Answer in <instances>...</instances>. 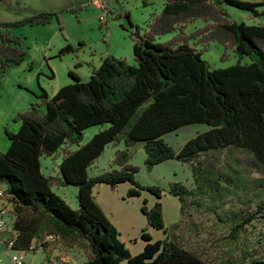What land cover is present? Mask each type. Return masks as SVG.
Masks as SVG:
<instances>
[{
    "label": "trees",
    "instance_id": "trees-1",
    "mask_svg": "<svg viewBox=\"0 0 264 264\" xmlns=\"http://www.w3.org/2000/svg\"><path fill=\"white\" fill-rule=\"evenodd\" d=\"M219 3L252 17L264 14L256 8L264 0H162L139 29L122 11L117 16L128 25L132 63L104 55L86 80L68 71L71 83L53 93L40 88L38 101L14 114L18 126L4 129L8 144L0 152V183L12 203L11 248H45V236L52 235L63 248L82 251L80 264H264V232L254 240L243 234L256 216L264 220V24L230 20ZM51 15L1 21L0 27L45 24ZM194 18L205 23L184 34L183 24ZM165 33L170 35L164 40L154 39ZM188 36L200 44L220 43L248 61L209 69ZM24 53L20 38L0 28V74ZM192 123L207 128L176 150L161 140V134ZM103 124L80 143L86 128ZM116 142L121 148L112 153L115 167L89 176L87 169L103 147ZM135 143L145 169L177 160L187 166L191 185L167 182L181 215L167 228L158 201L145 206L141 199L145 225L162 238L150 241L140 231L141 250L131 255L94 202L92 189L124 182L125 196L145 191L159 197L157 186L133 179L136 167L127 160ZM54 153L59 154L56 174H42L39 158ZM67 185L75 187V207L52 190Z\"/></svg>",
    "mask_w": 264,
    "mask_h": 264
},
{
    "label": "rangeland",
    "instance_id": "rangeland-1",
    "mask_svg": "<svg viewBox=\"0 0 264 264\" xmlns=\"http://www.w3.org/2000/svg\"><path fill=\"white\" fill-rule=\"evenodd\" d=\"M115 1V5H119L122 11L127 12L131 25L142 29L143 21L148 14L159 11L162 0ZM218 6L224 10L228 19L235 22L264 24V14L252 17L247 12L232 6L222 3H219ZM256 8L264 12V4ZM40 12L52 14L45 24L22 23L7 28L0 27L5 29L10 36L19 37L21 47L25 51L18 63L6 66L0 74V152H3L8 144L4 129L16 130L18 123L13 121L14 114L38 101L37 94L40 88L51 93L56 88L71 83L72 78L68 75V71L75 73L80 80H86L91 68L96 67L104 55L125 57L126 59H123L126 63H132L131 42L126 31L128 25L122 15L114 18L106 14L103 22L99 18L100 10L89 4L87 0H0V22L21 20ZM204 23L200 18H194L183 24L182 32L190 34ZM169 35V33H165L155 36L154 39L162 41ZM187 43L194 48H200L199 57L209 69L221 68L234 62L248 61L246 56L237 55L229 47L214 41H205L200 44L196 41V37L188 36ZM104 126V124L93 125L86 128L80 143L86 141L94 132ZM206 128L207 126L204 124H187L161 134L160 138L165 144L176 150L187 138ZM120 148V142L105 145L101 154L88 167L87 174L92 176L102 170L115 167L110 164L112 153ZM142 158L141 147L135 143L127 160L129 164L136 167L133 179L139 184L157 186L160 189L158 198L145 191H139L136 196H125V189L128 185L124 182L118 183L113 189H109L102 183L94 185V202L103 216L115 228L118 240L119 235L124 237L126 231L131 232L135 229L138 218L144 223V218L138 210L141 199H144L145 206H149L155 200L158 201L161 222L166 228L177 218H181L178 202L174 196L166 192L167 182L179 181L185 187L191 185L189 170L184 163L166 159L145 169ZM58 162V153L41 156L39 158L41 173L55 175ZM252 176L256 177L257 174L252 173ZM52 190L60 196L62 195L61 197L71 207L76 206L74 193L71 191L75 190V187L70 185L52 186ZM260 197L264 201V193H261ZM114 218L116 221H111ZM9 222L7 220L8 227ZM118 225L122 228L117 229ZM145 228L148 227L145 225ZM263 232L264 220L256 216L246 226L243 234L248 239L254 240L259 233ZM38 249L39 247H36L33 254L26 252L25 258L30 260V264H67L61 258L70 264H80L84 260V255L79 248H63L56 238L47 242L45 254H42L43 252ZM10 253L11 250L8 249L6 253L0 246V260L3 264H9L8 255ZM49 258H51L50 261Z\"/></svg>",
    "mask_w": 264,
    "mask_h": 264
},
{
    "label": "built area",
    "instance_id": "built-area-1",
    "mask_svg": "<svg viewBox=\"0 0 264 264\" xmlns=\"http://www.w3.org/2000/svg\"><path fill=\"white\" fill-rule=\"evenodd\" d=\"M89 4L94 6L95 8L100 10L99 18L104 22L105 15L109 14L112 17L120 15L122 10L120 7H109L106 3V0H88ZM0 187L2 188V193H7L6 188L3 183H0ZM8 215L9 213H0V240L2 239L4 245V251L8 249L11 250V253L8 255L9 264H25L24 255L27 251H32V245H30L27 251L18 250L11 248L12 238H10V225L8 227ZM0 264H3L0 260Z\"/></svg>",
    "mask_w": 264,
    "mask_h": 264
},
{
    "label": "crops",
    "instance_id": "crops-1",
    "mask_svg": "<svg viewBox=\"0 0 264 264\" xmlns=\"http://www.w3.org/2000/svg\"><path fill=\"white\" fill-rule=\"evenodd\" d=\"M87 2H88V0H87ZM108 2H110V3H108ZM106 3L108 4L109 7H114V8L120 7L119 5H117V4L115 5L114 4V3H116L115 0H106ZM116 57H120V56H116ZM123 58L126 59L125 57H123ZM53 92H51V93H53ZM71 191L75 194V191L76 190H71ZM93 191H94V187L92 189V194H93ZM72 207H74V206H72ZM111 221L115 222L116 219L114 218ZM116 227H117V229H121L122 228L120 225H118ZM148 228H145V221L143 223V221H141V219L138 218L137 225H135V229H133L131 232L130 231L129 232L126 231L124 233L125 234L124 237H120V235L118 236L119 237V241H121L123 243V245L126 247V249H127V251H128L129 254L132 255V254H135V253H137V252H139L141 250V247H142L143 242L139 238V234L138 233H140V231H144V233H146L149 236L150 241L158 240V239H161L162 238L161 232L157 233L155 231H151ZM0 246L4 250V245H3L2 239L0 240ZM45 248H46V246H45ZM45 248H42L41 246H39V249L38 250H41L43 252L42 254H45V252H46ZM66 249H69V248H66ZM5 252L7 253V251H5ZM27 252H31V254L34 253L33 250L32 251H27ZM52 254H54V253H52ZM24 258H25V255H24ZM52 258L53 259H56L55 257H52ZM61 259L63 261H65L67 264H70V262L68 263L67 260H65L64 258H61ZM50 260H51V258H49V261ZM25 264H30V260H28V259L25 258Z\"/></svg>",
    "mask_w": 264,
    "mask_h": 264
},
{
    "label": "bare ground",
    "instance_id": "bare-ground-1",
    "mask_svg": "<svg viewBox=\"0 0 264 264\" xmlns=\"http://www.w3.org/2000/svg\"><path fill=\"white\" fill-rule=\"evenodd\" d=\"M11 208H12V203L9 201L8 193H2V188L0 187V213H9L11 211ZM53 239H55L54 236L46 235L43 241L49 242L52 241Z\"/></svg>",
    "mask_w": 264,
    "mask_h": 264
}]
</instances>
